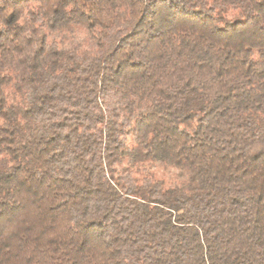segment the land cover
<instances>
[{
  "label": "trees",
  "instance_id": "16d2710c",
  "mask_svg": "<svg viewBox=\"0 0 264 264\" xmlns=\"http://www.w3.org/2000/svg\"><path fill=\"white\" fill-rule=\"evenodd\" d=\"M0 264H264V0H0Z\"/></svg>",
  "mask_w": 264,
  "mask_h": 264
}]
</instances>
